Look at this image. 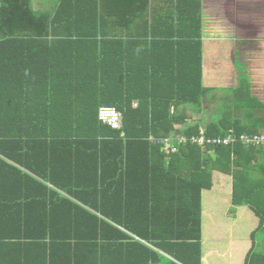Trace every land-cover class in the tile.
<instances>
[{
  "label": "trees",
  "instance_id": "trees-1",
  "mask_svg": "<svg viewBox=\"0 0 264 264\" xmlns=\"http://www.w3.org/2000/svg\"><path fill=\"white\" fill-rule=\"evenodd\" d=\"M201 9L0 0V264H202L211 171L232 176L233 204L259 218L253 241L264 235V146L191 141L213 91ZM229 91L205 136L259 134L264 104L250 81ZM101 106L122 113V128L99 121ZM176 135L186 143L166 153L159 142ZM255 250L246 264H264Z\"/></svg>",
  "mask_w": 264,
  "mask_h": 264
},
{
  "label": "crops",
  "instance_id": "crops-1",
  "mask_svg": "<svg viewBox=\"0 0 264 264\" xmlns=\"http://www.w3.org/2000/svg\"><path fill=\"white\" fill-rule=\"evenodd\" d=\"M231 1L230 14L222 17L220 11L210 7V0H201L203 80L213 90L197 115L204 124L220 118V109L232 100L229 90L235 89L241 78L250 81L252 95H260L259 101L264 104V0L256 4L254 0ZM258 48L259 53L249 55L251 49ZM137 104L135 101L133 106ZM211 174L212 188L202 191V264H246L247 257L259 246L257 237L252 239L259 218L249 207L233 204L232 176L220 171ZM204 219L214 224L208 234L203 231ZM208 228L212 230L207 223ZM246 230H250L248 235L234 240L236 234Z\"/></svg>",
  "mask_w": 264,
  "mask_h": 264
},
{
  "label": "built area",
  "instance_id": "built-area-1",
  "mask_svg": "<svg viewBox=\"0 0 264 264\" xmlns=\"http://www.w3.org/2000/svg\"><path fill=\"white\" fill-rule=\"evenodd\" d=\"M98 119L101 123L113 128L120 129L122 128V113L113 106H101L98 111ZM200 136L191 138L192 143L198 144L200 147L205 149L207 145L211 146H229L233 144H243L245 146H264V135L262 133L256 135H238L234 130H229L225 137L218 138H207L205 136V130H200ZM178 142L186 143L187 139L184 136L176 135V138H167L163 140V150L166 153L176 152L177 148L174 143ZM154 142V141H153Z\"/></svg>",
  "mask_w": 264,
  "mask_h": 264
},
{
  "label": "rangeland",
  "instance_id": "rangeland-1",
  "mask_svg": "<svg viewBox=\"0 0 264 264\" xmlns=\"http://www.w3.org/2000/svg\"><path fill=\"white\" fill-rule=\"evenodd\" d=\"M58 0H33V7H34V9H36V10H39V9H52V7L54 6V4L57 2ZM255 1V4L258 2V0H254ZM232 1L231 0H210V7H212L216 12H218V11H220L221 12V15H222V17H226L225 16V14L227 13H229L230 14V11H231V3ZM255 4H253V6L252 7H256L255 6ZM230 7V8H229ZM219 8H220V10H219ZM229 8V9H228ZM253 23V22H252ZM253 52H255V53H259V48H258V50L256 49V50H254V49H251V51H249L248 53H249V55H253L254 56V53ZM250 56V57H251ZM251 62H254V64L256 63H258V61H255V60H251ZM245 63H250V62H248V61H246ZM246 64V65H247ZM245 65V66H246ZM257 66V65H256ZM253 96H255V97H257L258 98V100H260L259 99V97L258 96H260V95H253ZM262 102V101H261ZM237 115H235V117H241L242 116V112H239V113H236ZM257 116L258 117H264V110H258L257 111ZM202 129L203 130H205V128H203L202 127ZM260 133H262V135H264V130H261L260 131ZM210 155L212 156V157H214L215 155L213 154V153H210ZM262 159H264V155H262ZM207 223L209 224V227H211L212 228V230L211 229H207ZM213 226V227H212ZM213 229H214V224H213V222L212 221H208V220H206V219H204L203 220V231H204V233L206 232L207 234L208 233H210L211 231H213ZM210 230V231H209ZM209 231V232H208ZM248 233H250V230H246L245 232H242V234H236V236L238 237H235L234 238V240L236 241L237 239H242V237L241 236H244V235H248ZM257 244L259 245L258 246V248H257V252H258V254L260 255V256H264V235L263 234H257ZM210 245H211V243H210ZM228 245V244H227ZM235 245H237V244H235ZM212 247H215V245L213 244L212 245ZM257 254V255H258Z\"/></svg>",
  "mask_w": 264,
  "mask_h": 264
}]
</instances>
